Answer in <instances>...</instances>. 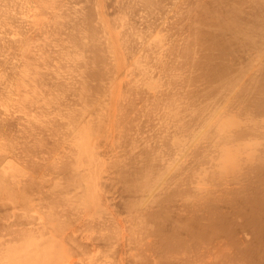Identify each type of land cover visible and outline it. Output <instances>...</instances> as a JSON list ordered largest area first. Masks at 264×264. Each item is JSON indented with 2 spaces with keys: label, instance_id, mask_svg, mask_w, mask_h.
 Listing matches in <instances>:
<instances>
[{
  "label": "rangeland",
  "instance_id": "374dc122",
  "mask_svg": "<svg viewBox=\"0 0 264 264\" xmlns=\"http://www.w3.org/2000/svg\"><path fill=\"white\" fill-rule=\"evenodd\" d=\"M262 26L264 0H0V264H264Z\"/></svg>",
  "mask_w": 264,
  "mask_h": 264
},
{
  "label": "bare ground",
  "instance_id": "6f19581e",
  "mask_svg": "<svg viewBox=\"0 0 264 264\" xmlns=\"http://www.w3.org/2000/svg\"><path fill=\"white\" fill-rule=\"evenodd\" d=\"M262 4H263V3H262ZM262 6H263V5H262ZM262 6H261V7H262ZM259 7H260V6H259ZM250 10H251V9H250ZM260 11H262V10H260ZM255 14H256V13H255ZM234 15H235V14H234ZM258 15H259V14H258ZM258 18H259V16H258ZM87 19H88V18H87ZM230 19H231V18H230ZM242 21H243V20H242ZM251 21H252V20H251ZM212 22H213V21H212ZM253 22H254V21H253ZM192 23H193V22H192ZM255 24H257V23H255ZM228 25H229V24H228ZM100 26H101V25H100ZM214 26H215V25H214ZM256 26H257V25H256ZM87 27H88V26H87ZM241 27H242V26H241ZM262 27H264V26H262ZM92 28H93V27H92ZM189 28H190V27H189ZM237 28H238V27H237ZM237 28H236V29H237ZM209 29H210V28H209ZM89 30H90V29H89ZM197 30H198V29H197ZM202 30H203V29H202ZM230 30H231V29H230ZM93 31H94V30H93ZM257 32H258V31H257ZM94 33H96V32H94ZM246 33H247V32H246ZM258 33H259V32H258ZM258 33H257V34H258ZM193 35H194V34H193ZM205 36H206V35H205ZM246 36H247V35H246ZM258 36H259V34H258ZM263 38H264V37H263ZM254 39H255V38H254ZM257 39H258V38H257ZM257 39H256V40H257ZM260 39H261V38H260ZM72 41H73V40H72ZM259 41H260V40H259ZM71 43H72V42H71ZM73 44H74V43H73ZM253 44H254V42H253ZM259 44H261V43H259ZM262 44H263V43H262ZM186 45H187V44H186ZM188 46H190V45H188ZM195 46H196V44H195ZM77 47H78V46H77ZM191 47H192V46H190V48H191ZM211 47H212V46H211ZM261 48H262V47H261ZM261 48H260V49H261ZM184 49H185V48H184ZM201 49H202V48H201ZM218 49H219V48H218ZM79 50H80V49H79ZM191 50H192V48H191ZM84 52H85V50H84ZM212 52H213V51H212ZM216 52H217V51H216ZM76 53H77V52H76ZM187 53H188V51H187ZM78 54H79V53H78ZM182 54H183V53H182ZM193 54H194V53H193ZM204 55H205V54H204ZM76 56H77V54H76ZM185 57H186V56H185ZM208 57H209V56H208ZM199 58H200V57H199ZM205 58H207V57H205ZM208 60H209V58H208ZM210 60H211V59H210ZM81 61H82V60H81ZM93 62H94V61H93ZM84 63H85V62H84ZM88 63H89V62H88ZM73 64H74V63H73ZM74 65H75V64H74ZM79 65H80V64H79ZM216 65H217V64H216ZM212 66H213V65H212ZM217 66H218V65H217ZM199 67H200V66H199ZM88 69H89V68H88ZM197 69H198V68H197ZM209 69H210V68H209ZM216 69H217V67H216ZM199 70H200V69H199ZM211 70H212V69H211ZM218 70H220V71L222 72L221 69H218ZM214 71L216 72L217 70H214ZM226 71H227V70H226ZM215 72H214V73H215ZM221 72H220V73H221ZM223 72H224V70H223ZM230 72H231V70H230ZM206 73H207V72H206ZM206 73H205V74H206ZM211 73H212V72H211ZM214 73H213V74H214ZM242 73H243V72H242ZM263 73H264V72H263ZM82 74H83V73H82ZM215 74H216V73H215ZM224 74H225V73H223V76L226 75V74H225V75H224ZM201 75H202V74H201ZM214 76H215V75H214ZM261 76H262V74H261ZM170 77H171V76H170ZM203 77H204V76H203ZM207 77H208V76H207ZM216 77H218V76H216ZM236 77H237V76H236ZM263 77H264V76H263ZM204 78H205V77H204ZM213 78L215 79V77H213ZM220 78H221V77H220ZM220 78H219V79H220ZM171 79H172V78H171ZM201 79H203V78H201ZM230 79H231V78H230ZM210 80H211V79H210ZM244 80H245V79H244ZM173 81H174V80H173ZM215 81L217 82V79H215ZM254 81H255V80H254ZM209 82H210V81H209ZM209 82H208V83H209ZM260 82H261V81H260ZM251 83H252V82H251ZM257 83H258V82H257ZM263 83H264V82H263ZM228 84H229V83H228ZM210 85H211V84H210ZM223 85H224V84H223ZM261 85H262V84H261ZM58 86H59V85H58ZM208 86H209V85H208ZM221 86H222V84H221ZM263 86H264V85H263ZM64 87H65V86H64ZM85 87H86V86H85ZM223 87H224V86H223ZM256 87H257V85H256ZM209 88H210V87H209ZM215 88H216V87H215ZM83 90H84V89H83ZM187 90H188V89H187ZM78 91H81V90H78ZM214 91H215V90H214ZM214 91H213V92H214ZM233 91H234V90H233ZM207 92H208V91H207ZM211 92H212V91H211ZM215 92H218V91H215ZM215 92H214V93H215ZM243 92H244V91H243ZM243 92H242V93H243ZM80 93H81V92H80ZM187 93H188V92H187ZM251 93H252V92H251ZM261 93H262V92H261ZM205 94H206V93H205ZM210 94H211V93H209V95H210ZM212 94H213V93H212ZM172 95H173V94H172ZM207 95H208V94H207ZM216 96H217V95H216ZM250 97H251V96H250ZM212 98H213V97H212ZM154 99H155V98H154ZM207 99H208V98H207ZM209 99H210V98H209ZM256 99H257V98H256ZM54 100H55V99H54ZM173 100H174V99H173ZM224 100H225V99H224ZM61 101H62V100H61ZM155 101H156V100H155ZM239 101H240V100H239ZM242 101H243V100H242ZM253 101H254V100H253ZM257 102H258V101H257ZM167 103H168V102H167ZM242 104H243V103H242ZM245 104H246V103H245ZM211 105H212V104H211ZM257 105H259V103H258ZM169 106H170V105H169ZM214 106H215V105H214ZM214 106H213V107H214ZM254 106H255V104H254ZM170 107H171V106H170ZM203 108H204V107H203ZM253 108H255V107H253ZM206 109H207V108H206ZM261 109H262V108H261ZM210 110H211V109H210ZM74 111H75V110H74ZM195 111H196V109H195ZM203 111H204V110H203ZM175 112H176V111H175ZM246 112H247V111H246ZM193 113H194V112H193ZM205 113H206V112H205ZM199 114H200V112H199ZM183 115H184V114H183ZM185 115H187V114H185ZM77 116H78V115H77ZM179 117H180V116H179ZM185 117H186V116H185ZM194 117H195V116H194ZM194 117H193V118H194ZM197 117H199V115H198ZM197 117H196V118H197ZM182 119H183V118H182ZM201 119H202V118H201ZM186 121H187V120H186ZM193 121H194V120L191 119L190 122L192 123ZM244 121H245V120H244ZM70 122H71V121H70ZM195 122H196V121H195ZM195 122H194V123H195ZM185 123H186V122H185ZM241 123H242V122H241ZM192 124H193V123H192ZM195 124H196V123H195ZM189 126H190V125H189ZM243 126H244V124H243ZM185 127H188V126H185ZM190 127H191V126H190ZM199 127H200V126H199ZM244 128H245V127H244ZM194 129H195V128H194ZM236 129H237V128H236ZM246 129H247V128H246ZM239 131H240V130H239ZM242 132H243V131H242ZM246 132H248V131H246ZM237 133H238V131H237ZM235 134H236V132H235ZM220 135H221V134H220ZM236 135H237V134H236ZM197 136H198V135H197ZM244 136H245V135H244ZM248 136H249V135H248ZM237 137H238V136H237ZM237 137H236V138H237ZM242 137H243V136H242ZM225 138H226V137H225ZM230 138H231V137H230ZM236 138H235V139H236ZM238 138H239V137H238ZM245 138H246V137H245ZM248 138H249V137H248ZM248 138H247V139H248ZM232 139H233L232 141L234 142L235 140H234L233 137H232ZM243 139H244V137H243ZM200 140H201V139H200ZM230 140H231V139H230ZM238 140H239V139H238ZM238 140H237V142H238ZM240 141H241V140H240ZM246 141H247V140H246ZM218 143H219V142H218ZM221 143H222V142H221ZM229 143H230V142H229ZM217 145H218V144H217ZM222 145H223V144H222ZM241 145H242V144H241ZM241 145H240V146H241ZM243 145H244V144H243ZM236 146H237V145H236ZM218 147H219V146H218ZM218 147H217V148H218ZM243 147H244V146H243ZM145 148H146V147H145ZM220 149H221V148H219V150H220ZM243 149H244V148H243ZM251 149H252V148H251ZM142 150H143V149H142ZM150 150H151V149H150ZM223 150H224V149H223ZM237 150H238V149H237ZM216 151H217V150H216ZM235 151H236V150H235ZM240 151H241V150H240ZM246 151H247V150H246ZM141 152H142V151H141ZM148 152H149V150H148ZM152 152H153V151H152ZM221 152H222V150H221ZM237 152H238V151H237ZM242 152H243V151H242ZM238 153H239V152H238ZM244 153H245V152H244ZM141 154H142V153H141ZM239 154H240V153H239ZM239 154H238V155H239ZM146 155H147V154H146ZM197 155H198V154H197ZM234 155L236 156V154H234ZM240 155H241V154H240ZM243 155H244V154H243ZM150 156H151V155H150ZM241 156H242V155H241ZM252 156H254V155H252ZM252 156H251V157H252ZM154 157H155V155H154ZM197 157H198V156H197ZM254 157H255V156H254ZM257 157H258V155H257ZM155 158H156V157H155ZM193 158H194V157H193ZM218 158H219V156H218ZM244 158H245V157H244ZM143 160H144V159H143ZM145 160H146V159H145ZM154 160H155V159H154ZM248 160H249V159H248ZM233 161H234V160H233ZM233 161H232V162H233ZM245 161H246V160H245ZM144 162H145V161H144ZM249 162H250V161H249ZM218 163H219V162H218ZM229 163H230V162H229ZM234 163H235V162H234ZM251 163H253V162H251ZM251 163H250V164H251ZM261 163H262V162H261ZM122 164H123V163H122ZM144 164H145V163H144ZM230 164H231V163H230ZM230 164H229V165H230ZM257 164H258V163H257ZM146 165H147V164H146ZM154 165H155V164H154ZM229 165H228V166H229ZM236 165H237V164H236ZM236 165H235V166H236ZM251 165H252V164H251ZM226 166H227V165H226ZM149 167H150V165H149ZM233 167H234V166H233ZM233 167H232V168H233ZM255 167H256V164H255ZM258 167H259V165H258ZM137 168H138V167H137ZM226 168H227V167H226ZM234 168H235V167H234ZM251 170H252V169H251ZM251 170H250V171H251ZM258 170H259V169H258ZM133 171H134V170H133ZM136 172H137V171H136ZM131 173H132V172H131ZM143 173H144V172H143ZM143 173H142V174H143ZM199 173H200V172H199ZM202 173H203V172H202ZM135 175H136V174H135ZM148 175H149V174H148ZM203 176H204V175H203ZM210 179H211V177H210ZM262 179L264 180V178H262ZM132 181H133V180H132ZM159 181H160V180H159ZM183 181H184V180H183ZM211 181H212V180H211ZM127 183H128V182H127ZM129 183H130V182H129ZM137 183H138V182H137ZM156 183H157V182H156ZM130 184H131V183H130ZM142 184H143V183H142ZM130 187H133V185L130 186ZM141 188H142V187H141ZM257 193H258V191H257ZM263 194H264V193H263ZM183 195H184V193H183ZM255 195H256V194H255ZM259 195H260V194H259ZM199 196H200V195H199ZM202 196H204V194H203ZM261 196H262V195H261ZM261 196H260V197H261ZM200 197H201V196H200ZM198 198H199V197H198ZM202 198H204V197H202ZM257 198H258V197H257ZM199 199H201V198H199ZM207 199H208V198H207ZM162 200H163V199H162ZM259 200H260V198H259ZM209 201H210V200H209ZM263 202H264V201H263ZM205 203H206V202H205ZM258 204H259V203H258ZM204 205H205V204H204ZM256 205H257V204H256ZM262 205H263V204H262ZM259 206H260V205H259ZM259 206H258V207H259ZM197 208H198V207H197ZM262 209H263V208H262ZM251 211H252V210H251ZM258 211H259V210H258ZM72 212H73V209H72ZM253 213H254V212H253ZM253 213H251V214H253ZM209 214H210V213H209ZM254 214H256V213H254ZM248 215H249V214H248ZM248 215H247V216H248ZM216 216H217V215H216ZM254 217H255V216H254ZM259 217H260V216H259ZM259 217H258V218H259ZM153 218H154V217H153ZM153 218H151V219H153ZM158 218H159V217H158ZM160 218H161V216H160ZM163 218H164V217H163ZM163 218H162V220H163ZM215 218H216V217H215ZM218 218H219V217H218ZM247 218H248V217H247ZM151 219H150V220H151ZM154 219H155V218H154ZM209 219H210V217H209ZM209 219H208V220H209ZM190 220H191V219H190ZM194 220H195V219H194ZM253 220H254V219H253ZM156 221H157V220H156ZM211 221H213V220H211ZM216 221H217V220H216ZM218 221H219V220H218ZM255 221H256V220H255ZM147 222H148V221H147ZM193 222H194V221H193ZM159 223H160V222H159ZM139 224H140V223H139ZM213 224H214V222L212 223V225H213ZM254 224H255V223H254ZM190 225H191V224H190ZM190 225H189V226H190ZM199 225H200V224H199ZM207 225H208V224H207ZM218 225H219V224H218ZM220 225H221V224H220ZM252 225H253V224H252ZM260 225H261V224H260ZM153 226H154V225H153ZM180 226H182V225H180ZM209 226H211V225L209 224ZM221 226H222V225H221ZM256 226H257V225H256ZM183 227H184V226H183ZM192 227H193V226H192ZM194 227H195V226H194ZM203 227H204V226H203V224H202V229H205V227H204V228H203ZM218 227H219V226H218ZM162 228H163V227H162ZM162 228H160V229H162ZM190 228H191V227H190ZM190 228H189V229H190ZM196 228H197V227H196ZM211 228H213V227H211ZM215 228H216V227H215ZM220 228H221V227H220ZM257 228H258V227H257ZM155 229H156V228H155ZM189 229H188V230H189ZM192 229L195 230L194 228H192ZM165 230H166V229H165ZM169 230H170V228H169ZM185 230H187V229H185ZM190 230H191V229H190ZM207 230H208V232L210 231L209 229H207ZM207 230H205V231H207ZM224 230H225V229H224ZM263 230H264V229H263ZM171 231H172V228H171ZM200 231H202V230H200ZM213 231H214V230H213ZM217 231H219V229H218ZM220 231H221V230H220ZM220 231H219V232H220ZM250 231H251V230H250ZM261 231H262V230H261ZM166 232H167V231H166ZM166 232H164V234H165ZM169 232H170V231H169ZM172 232H173V231H172ZM192 232H193V231H192ZM198 232H199V231H198ZM222 232H223V231H222ZM225 232H226V231H225ZM254 232H255V231H254ZM17 233H18V232H17ZM174 233H176V232H174ZM210 233H212V231H210L209 233H207V235L210 234ZM162 234H163V233H162ZM164 234H163V235H164ZM170 234H172V233H169L168 235H170ZM196 234H197V232H196ZM200 234H201V233H200ZM202 234H204V232H203ZM212 234H213V233H212ZM256 234H257V233H256ZM17 235H18V234H17ZM165 235H166V234H165ZM197 235L199 236V234H197ZM197 235H196V236H197ZM204 235L206 236V234H204ZM171 236H172V235H171ZM173 236H174V235H173ZM173 236H172V237H173ZM198 236H197V239L195 238V239H196V243H197V240H198ZM205 236H202V235H201V237H205ZM18 237H19V236H18ZM23 237H24V236H23ZM167 237H168V236H167ZM175 237H176V236H175ZM199 237H200V236H199ZM201 237H200V238H201ZM2 238H3V237H2ZM176 238H177V237H176ZM193 238H194V237H193ZM161 239H162V238H161ZM161 239H160V240H161ZM164 239H166V238H164ZM170 239H171V238H170ZM172 239H173V238H172ZM202 239H203V238H202ZM174 240H178V239H175V238H174ZM200 240H201V239H200ZM200 240H199V241H200ZM167 241H169V239H168ZM171 241H172V240H171ZM178 241H179V240H178ZM199 241H198V242H199ZM203 241H204V240H203ZM176 242H177V241H176ZM164 243H165V242H164ZM160 244H161V243H160ZM167 244H168V243H167ZM169 244H170V242H169ZM163 245H164V244H163ZM165 245H166V244H165ZM175 245H178V244L175 243ZM167 246H168V245H167ZM170 246H171V245H170ZM178 246H179V245H178ZM180 246H181V248H182V245H180ZM189 246H190V245H189ZM161 247H162V246H161ZM172 247H174V246L172 245ZM175 248H176V246H175ZM188 248H189V247H188ZM192 248H193V246H192ZM164 249H166V248H164ZM162 250H163V248H162ZM173 250H175V249H173ZM178 250H179V249H178ZM183 250H184V249H183ZM193 250H195V249H193ZM167 251H168V250H167ZM185 251H186V250H185ZM168 252H169V251H168ZM187 252H188V249H187ZM161 253H162V252H161ZM185 253H186V252H185ZM185 253H184V254H185ZM163 254H164V253H163ZM169 254H170V253H169ZM160 257H161V256H160ZM258 258H259V257H258ZM162 259H163V258H162ZM237 259H238V258H237ZM240 259H241V258H240ZM248 259H249V258H248ZM163 260H164V259H163ZM8 262H9V261H8ZM158 262H159V261H158ZM160 262H161V261H160ZM226 262H227V261H226ZM24 263H25V262H24ZM154 263H155V262H154ZM216 263H217V262H216ZM6 264H7V263H6ZM147 264H148V263H147ZM150 264H151V263H150ZM161 264H162V263H161ZM165 264H166V262H165ZM196 264H197V263H196ZM200 264H201V263H200Z\"/></svg>",
  "mask_w": 264,
  "mask_h": 264
}]
</instances>
